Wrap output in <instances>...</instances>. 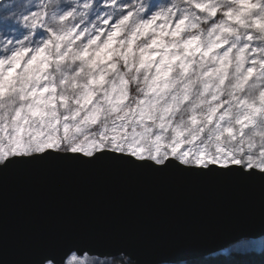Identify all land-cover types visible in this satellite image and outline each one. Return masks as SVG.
<instances>
[{
    "label": "snow or ice",
    "instance_id": "obj_1",
    "mask_svg": "<svg viewBox=\"0 0 264 264\" xmlns=\"http://www.w3.org/2000/svg\"><path fill=\"white\" fill-rule=\"evenodd\" d=\"M54 162L264 179V0H0V173Z\"/></svg>",
    "mask_w": 264,
    "mask_h": 264
},
{
    "label": "water",
    "instance_id": "obj_2",
    "mask_svg": "<svg viewBox=\"0 0 264 264\" xmlns=\"http://www.w3.org/2000/svg\"><path fill=\"white\" fill-rule=\"evenodd\" d=\"M263 235L260 178L67 162L0 173V264H39L76 240L123 246L137 264H175Z\"/></svg>",
    "mask_w": 264,
    "mask_h": 264
},
{
    "label": "trees",
    "instance_id": "obj_3",
    "mask_svg": "<svg viewBox=\"0 0 264 264\" xmlns=\"http://www.w3.org/2000/svg\"><path fill=\"white\" fill-rule=\"evenodd\" d=\"M187 264H264V250L222 253L192 260Z\"/></svg>",
    "mask_w": 264,
    "mask_h": 264
},
{
    "label": "rangeland",
    "instance_id": "obj_4",
    "mask_svg": "<svg viewBox=\"0 0 264 264\" xmlns=\"http://www.w3.org/2000/svg\"><path fill=\"white\" fill-rule=\"evenodd\" d=\"M24 2L30 3L31 0H24ZM161 3H166L167 0H160ZM245 244L240 245V241L227 247L222 253L229 254L231 252H251V251H261L264 250V235L254 239H243ZM101 259H104L101 258ZM175 264H187V262L175 263Z\"/></svg>",
    "mask_w": 264,
    "mask_h": 264
},
{
    "label": "clouds",
    "instance_id": "obj_5",
    "mask_svg": "<svg viewBox=\"0 0 264 264\" xmlns=\"http://www.w3.org/2000/svg\"><path fill=\"white\" fill-rule=\"evenodd\" d=\"M224 6H225V7H228L229 5L225 4ZM129 78H130V79H134V76L130 74Z\"/></svg>",
    "mask_w": 264,
    "mask_h": 264
},
{
    "label": "bare ground",
    "instance_id": "obj_6",
    "mask_svg": "<svg viewBox=\"0 0 264 264\" xmlns=\"http://www.w3.org/2000/svg\"><path fill=\"white\" fill-rule=\"evenodd\" d=\"M220 254H222V253H220Z\"/></svg>",
    "mask_w": 264,
    "mask_h": 264
}]
</instances>
